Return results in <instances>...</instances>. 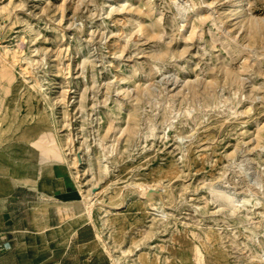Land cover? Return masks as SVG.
<instances>
[{"label": "rangeland", "instance_id": "1", "mask_svg": "<svg viewBox=\"0 0 264 264\" xmlns=\"http://www.w3.org/2000/svg\"><path fill=\"white\" fill-rule=\"evenodd\" d=\"M244 4L0 0L6 191L50 182L110 264H264V0Z\"/></svg>", "mask_w": 264, "mask_h": 264}, {"label": "crops", "instance_id": "2", "mask_svg": "<svg viewBox=\"0 0 264 264\" xmlns=\"http://www.w3.org/2000/svg\"><path fill=\"white\" fill-rule=\"evenodd\" d=\"M60 204L47 180L7 191L0 180V264H110L93 224L74 225Z\"/></svg>", "mask_w": 264, "mask_h": 264}, {"label": "bare ground", "instance_id": "3", "mask_svg": "<svg viewBox=\"0 0 264 264\" xmlns=\"http://www.w3.org/2000/svg\"><path fill=\"white\" fill-rule=\"evenodd\" d=\"M244 1L245 0H239V5H237L239 8H241L242 6H244L245 4H244ZM139 2V1H138ZM130 5V4H129ZM203 5V4H202ZM124 6V5H123ZM137 6V5H136ZM133 7H135V6H132V8ZM120 8V7H119ZM131 8V9H132ZM138 9H140L139 7H137ZM122 9V8H121ZM130 10V9H129ZM141 10V9H140ZM247 10V9H246ZM137 11V10H136ZM139 11V10H138ZM132 12V11H131ZM134 12V11H133ZM141 12V11H140ZM247 12H248V10H247ZM146 13V12H145ZM136 14V13H135ZM139 14V13H138ZM147 14L148 15H150V12H147ZM247 15V14H246ZM134 16V15H133ZM148 17V16H147ZM149 18V17H148ZM246 18V17H245ZM247 18H249V17H247ZM202 20V19H201ZM200 20V21H201ZM204 20V19H203ZM253 20V19H252ZM261 21H263L262 19H261ZM249 22V20L246 22V23H248ZM145 23V22H144ZM143 23V24H144ZM143 24H141V25H143ZM249 24V23H248ZM140 25V26H141ZM151 26V25H150ZM264 26V25H263ZM138 27V26H137ZM260 28H261V26H260V22L259 21H254L253 22V24H252V29H253V33H254V35H253V37L254 38H258V30H260ZM140 30V29H139ZM248 30V29H247ZM151 33V32H150ZM149 35H151V37L153 36V34H149ZM247 35V34H246ZM245 35V36H246ZM156 36V35H155ZM261 36V35H260ZM263 40V39H262ZM261 42V41H260ZM16 50V49H15ZM161 54H162V52H161ZM6 61H7V59H6V57H0V64H2L3 66V68H5V67H7L6 66ZM233 78V77H232ZM237 79H238V77H237ZM237 81V80H236ZM210 84V83H209ZM255 88V87H254ZM258 89V88H257ZM133 121V120H132ZM131 123H133V122H131ZM111 126V125H110ZM130 127H128V129H129ZM135 131V130H134ZM133 131V132H134ZM132 133V129L130 130V134ZM133 135V134H132ZM58 140V139H57ZM66 161V160H65ZM16 162V161H15ZM61 166V165H60ZM12 179V178H11ZM227 197V196H226ZM228 199V198H227ZM228 201V200H227ZM230 201H231V199H230ZM100 205L99 206H97L96 204H91L90 205V207L89 208H87V213L85 214V215H83L82 216V222H85V221H90V220H93V218H92V216H93V214H92V211L94 210V209H98V210H100V209H103L104 210V216H102V217H100V221H99V224H97L96 223V225L97 226H100V227H103V225L104 224H106V222L110 219V217L111 216H113V211L112 210H108L107 208H110V209H112L113 207L112 206H109V205H103L102 203H99ZM124 206V205H123ZM114 209V208H113ZM117 209H119V208H117ZM139 209H143V206L142 205H140V207H139ZM115 214V213H114ZM117 214V213H116ZM164 216H165V214H164ZM81 222V223H82ZM112 223V222H111ZM83 224V223H82ZM79 225V224H78ZM102 237L101 235H100V233H99V235L97 234V237ZM102 247V246H101ZM103 248V247H102ZM105 249L106 250H108L106 247H105ZM179 252V251H178ZM126 253V252H125ZM113 264H121L120 262H119V260L118 259H116V258H113Z\"/></svg>", "mask_w": 264, "mask_h": 264}, {"label": "built area", "instance_id": "4", "mask_svg": "<svg viewBox=\"0 0 264 264\" xmlns=\"http://www.w3.org/2000/svg\"><path fill=\"white\" fill-rule=\"evenodd\" d=\"M7 249V245L6 244H0V251L2 250H6Z\"/></svg>", "mask_w": 264, "mask_h": 264}]
</instances>
